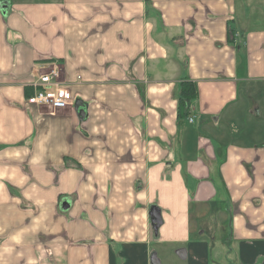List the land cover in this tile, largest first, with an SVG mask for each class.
<instances>
[{
    "label": "crops",
    "instance_id": "1",
    "mask_svg": "<svg viewBox=\"0 0 264 264\" xmlns=\"http://www.w3.org/2000/svg\"><path fill=\"white\" fill-rule=\"evenodd\" d=\"M0 264H264V0H0Z\"/></svg>",
    "mask_w": 264,
    "mask_h": 264
},
{
    "label": "built area",
    "instance_id": "2",
    "mask_svg": "<svg viewBox=\"0 0 264 264\" xmlns=\"http://www.w3.org/2000/svg\"><path fill=\"white\" fill-rule=\"evenodd\" d=\"M26 103L29 106L47 110L50 114H56L72 108L75 100L69 90L59 81L57 67H53L39 76L33 85L31 95L26 98Z\"/></svg>",
    "mask_w": 264,
    "mask_h": 264
},
{
    "label": "trees",
    "instance_id": "3",
    "mask_svg": "<svg viewBox=\"0 0 264 264\" xmlns=\"http://www.w3.org/2000/svg\"><path fill=\"white\" fill-rule=\"evenodd\" d=\"M231 36V34H229ZM197 98L196 85L190 80H184L179 85L177 115L179 119H187L189 110Z\"/></svg>",
    "mask_w": 264,
    "mask_h": 264
},
{
    "label": "water",
    "instance_id": "4",
    "mask_svg": "<svg viewBox=\"0 0 264 264\" xmlns=\"http://www.w3.org/2000/svg\"><path fill=\"white\" fill-rule=\"evenodd\" d=\"M78 105H79V102H75L74 107H77ZM79 113L82 116L83 113L82 112H79ZM67 208H68V205L66 203H64L62 205V209L66 210ZM149 217H150L152 229H153L154 233H156L160 224H161V218H160L159 211L157 209L151 210L149 213Z\"/></svg>",
    "mask_w": 264,
    "mask_h": 264
}]
</instances>
